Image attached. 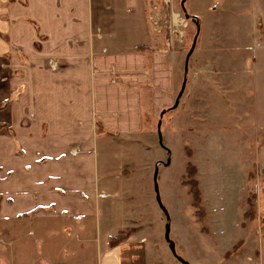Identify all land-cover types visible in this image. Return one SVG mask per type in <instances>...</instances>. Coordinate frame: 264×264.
I'll return each instance as SVG.
<instances>
[{"label": "rangeland", "instance_id": "1", "mask_svg": "<svg viewBox=\"0 0 264 264\" xmlns=\"http://www.w3.org/2000/svg\"><path fill=\"white\" fill-rule=\"evenodd\" d=\"M124 1L137 28L131 43H142L136 50L148 68L151 56L161 61L164 102L152 107L160 93L145 92L138 131L98 142L102 237L110 243L140 232L149 264H181L164 238L168 224L188 264H260L264 0H185V12L182 0ZM155 169L165 212L155 200Z\"/></svg>", "mask_w": 264, "mask_h": 264}, {"label": "crops", "instance_id": "2", "mask_svg": "<svg viewBox=\"0 0 264 264\" xmlns=\"http://www.w3.org/2000/svg\"><path fill=\"white\" fill-rule=\"evenodd\" d=\"M127 7L0 0V264H149L140 232L102 237L98 195L102 136L138 131L145 92L164 102Z\"/></svg>", "mask_w": 264, "mask_h": 264}, {"label": "water", "instance_id": "3", "mask_svg": "<svg viewBox=\"0 0 264 264\" xmlns=\"http://www.w3.org/2000/svg\"><path fill=\"white\" fill-rule=\"evenodd\" d=\"M184 2H185V0H182V1H181V4H180L183 12H185V10H184ZM185 17L188 18L187 15H185ZM195 41H196V40L193 41L192 46H191V48H190V50H189V52H188V54H187V56H186V58H185V66H184V71H185V73H186V71H187L188 59H189L190 55L193 53V50H194V47H195ZM184 84H185V83H183L182 88H181V91H180V93H179V95H178L179 97L181 96V94H182V92H183V90H184ZM177 104H178V99L175 101V104H174L173 107L175 108V107L177 106ZM163 113H164V112H162V114H163ZM157 126H158V140H159V144L162 146L161 135H160V131H159L160 123H158ZM157 173H158V171H157V169H155V171H154V177H153L154 191H155V196H156L155 200H156L158 206L160 207L161 211H162V212H165V210H164L163 207H162L161 200H160V197H159V194H158V190H157V182H156V179H157ZM166 218H167L166 220H168V217H166ZM164 238H165L166 243L168 244V248H169V250H170L172 256H173L174 258H176V260H177L178 262H180L181 264H188V263H186L185 261H183L182 259H180V258L176 255V253H175V249H174V243H173L172 241H170V239H169V226H168V224L165 225V234H164Z\"/></svg>", "mask_w": 264, "mask_h": 264}, {"label": "trees", "instance_id": "4", "mask_svg": "<svg viewBox=\"0 0 264 264\" xmlns=\"http://www.w3.org/2000/svg\"><path fill=\"white\" fill-rule=\"evenodd\" d=\"M99 129H101V128H99ZM188 173V172H187ZM131 235V234H130ZM129 236V235H128ZM128 236H126V237H124V238H117V239H112L111 240V242H110V246H115V245H117V244H119L120 242H122V241H124L125 239H127V237Z\"/></svg>", "mask_w": 264, "mask_h": 264}, {"label": "built area", "instance_id": "5", "mask_svg": "<svg viewBox=\"0 0 264 264\" xmlns=\"http://www.w3.org/2000/svg\"><path fill=\"white\" fill-rule=\"evenodd\" d=\"M55 65H56V64H55L54 62H51V63H50V67H51L52 69L55 68Z\"/></svg>", "mask_w": 264, "mask_h": 264}]
</instances>
